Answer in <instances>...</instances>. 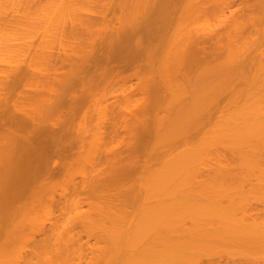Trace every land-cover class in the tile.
Wrapping results in <instances>:
<instances>
[{
  "label": "bare ground",
  "instance_id": "obj_1",
  "mask_svg": "<svg viewBox=\"0 0 264 264\" xmlns=\"http://www.w3.org/2000/svg\"><path fill=\"white\" fill-rule=\"evenodd\" d=\"M241 3L0 0V264H264Z\"/></svg>",
  "mask_w": 264,
  "mask_h": 264
},
{
  "label": "rangeland",
  "instance_id": "obj_2",
  "mask_svg": "<svg viewBox=\"0 0 264 264\" xmlns=\"http://www.w3.org/2000/svg\"><path fill=\"white\" fill-rule=\"evenodd\" d=\"M244 1V0H243ZM243 1H241V0H236V7H237V5H241L242 3L241 2H243ZM240 7V6H239ZM238 7V8H239ZM83 241H86V237L83 239Z\"/></svg>",
  "mask_w": 264,
  "mask_h": 264
}]
</instances>
